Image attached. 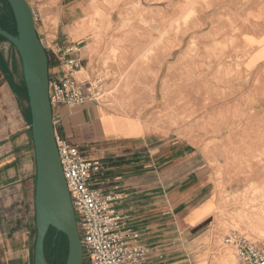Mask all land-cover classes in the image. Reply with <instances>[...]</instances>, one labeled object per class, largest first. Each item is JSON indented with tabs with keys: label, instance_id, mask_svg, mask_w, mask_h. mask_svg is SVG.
Segmentation results:
<instances>
[{
	"label": "crops",
	"instance_id": "obj_1",
	"mask_svg": "<svg viewBox=\"0 0 264 264\" xmlns=\"http://www.w3.org/2000/svg\"><path fill=\"white\" fill-rule=\"evenodd\" d=\"M80 8L75 2L70 14L61 11L55 16L61 25L52 39L45 27L39 37L50 57V78L61 71L59 53L72 48L69 56L82 65L79 81L89 84L82 79L91 69L94 53L92 44L85 46L80 26L84 17L76 15ZM222 9L238 22L239 46L246 57L243 70L262 75L264 0H229ZM253 86L250 80L238 87ZM253 104L206 137H181L155 115H127L103 100L56 106L53 115L58 135L78 146L88 159L102 162L111 184L100 180L99 187L108 193L116 185L127 195L116 209L149 249L144 264H199L197 249L213 231L219 195H254L253 190L264 185V167L248 154L264 152V96ZM225 152L250 160L253 171L246 169L245 160L237 168L225 167L226 192L221 194L211 162ZM35 191V150L21 60L15 48L0 39V264H34Z\"/></svg>",
	"mask_w": 264,
	"mask_h": 264
},
{
	"label": "rangeland",
	"instance_id": "obj_2",
	"mask_svg": "<svg viewBox=\"0 0 264 264\" xmlns=\"http://www.w3.org/2000/svg\"><path fill=\"white\" fill-rule=\"evenodd\" d=\"M27 1L38 4L33 7L38 34L45 27L50 39L61 25L55 16L61 11L70 14L72 4H81L76 15L84 17L80 26L84 27L85 46L92 44L94 53L91 69L82 80H101L103 102L113 110L155 115L181 137H206L216 126L228 123V117H241L254 106L255 98L264 96V72L253 76L241 65L246 57L239 46L238 22L222 9L229 0ZM134 3L141 5L144 21L136 19L122 28ZM0 21L5 29L14 31L12 13L2 0ZM250 80L252 88L238 87ZM248 154L264 167V152ZM218 158L221 160L215 159L211 166L217 169L218 190L223 194L225 167L237 168L246 160L227 152L219 153ZM250 160L246 169L253 171ZM253 192L219 195L213 231L197 249L199 264H237L233 250L225 244L234 230L264 247V185ZM58 245L59 236L54 234L46 243L49 262L58 261Z\"/></svg>",
	"mask_w": 264,
	"mask_h": 264
},
{
	"label": "built area",
	"instance_id": "obj_3",
	"mask_svg": "<svg viewBox=\"0 0 264 264\" xmlns=\"http://www.w3.org/2000/svg\"><path fill=\"white\" fill-rule=\"evenodd\" d=\"M72 51L69 48L59 53L61 71L50 78L53 108L84 105L104 98L101 80L89 84L79 81L82 65L80 60L69 56ZM56 143L83 247V264H144L149 249L141 243V234L127 227L116 209L127 195L116 185L108 193L99 187L100 180L111 184L105 178L101 161L88 159L78 146L57 133ZM225 244L233 250L237 264H264V247L246 234L231 231Z\"/></svg>",
	"mask_w": 264,
	"mask_h": 264
},
{
	"label": "water",
	"instance_id": "obj_4",
	"mask_svg": "<svg viewBox=\"0 0 264 264\" xmlns=\"http://www.w3.org/2000/svg\"><path fill=\"white\" fill-rule=\"evenodd\" d=\"M14 20V31L0 21V38L17 51L27 91L31 135L36 161V242L34 264H57L46 256V240L51 229L68 242L65 264H83V247L76 216L56 143L53 107L49 96L50 57L39 37L33 9L27 0H4Z\"/></svg>",
	"mask_w": 264,
	"mask_h": 264
},
{
	"label": "trees",
	"instance_id": "obj_5",
	"mask_svg": "<svg viewBox=\"0 0 264 264\" xmlns=\"http://www.w3.org/2000/svg\"><path fill=\"white\" fill-rule=\"evenodd\" d=\"M2 1L5 2L4 0H2ZM7 7H8V5H7ZM3 40H5V39H3ZM54 234H56V231L54 229H51L49 234H48V236H47L46 243L54 237ZM58 248H60V257L57 258L58 261L56 263L57 264H65L66 263V259H67V254H68V242H67V238L64 235H62V234H59V245H58Z\"/></svg>",
	"mask_w": 264,
	"mask_h": 264
},
{
	"label": "bare ground",
	"instance_id": "obj_6",
	"mask_svg": "<svg viewBox=\"0 0 264 264\" xmlns=\"http://www.w3.org/2000/svg\"><path fill=\"white\" fill-rule=\"evenodd\" d=\"M157 2H158V0H157ZM118 4H119V2L118 3H116V5H115V7H117L118 6ZM139 4V3H138ZM133 4V8L131 9V11H127L126 12V19L122 22V24H121V27L123 28V27H126V26H128V23L129 22H132V21H134V20H136V19H138V20H141V21H144V14H143V10H142V8H141V5L139 4ZM170 21V20H169ZM263 208V207H262ZM262 222V221H261ZM264 223V222H263ZM256 228V227H255ZM258 229V228H257ZM256 229V230H257ZM259 231V230H258ZM263 231V230H262ZM264 232V231H263ZM259 233H260V231H259Z\"/></svg>",
	"mask_w": 264,
	"mask_h": 264
}]
</instances>
